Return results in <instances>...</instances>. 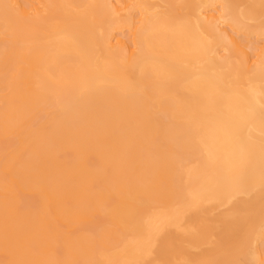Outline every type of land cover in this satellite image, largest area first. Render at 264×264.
Segmentation results:
<instances>
[{
  "label": "bare ground",
  "instance_id": "1",
  "mask_svg": "<svg viewBox=\"0 0 264 264\" xmlns=\"http://www.w3.org/2000/svg\"><path fill=\"white\" fill-rule=\"evenodd\" d=\"M0 264H264V0H0Z\"/></svg>",
  "mask_w": 264,
  "mask_h": 264
}]
</instances>
